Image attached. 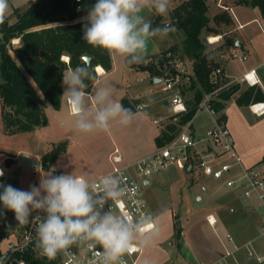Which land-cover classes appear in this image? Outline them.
<instances>
[{
    "label": "crops",
    "instance_id": "obj_1",
    "mask_svg": "<svg viewBox=\"0 0 264 264\" xmlns=\"http://www.w3.org/2000/svg\"><path fill=\"white\" fill-rule=\"evenodd\" d=\"M224 10L232 21L229 33L236 41L235 47L239 54L247 56V60L243 61L240 67L230 69L228 63L231 60L229 53L232 47H224L223 41L217 55L212 57L218 67L224 69L229 80H236L230 87H238V92L224 102L225 122L232 135L236 151L243 159L244 168L258 170L259 167L262 169L259 172L264 178V116L257 117L249 110L251 104L264 102V18L258 8L238 4L237 2L228 8L224 7ZM253 24L258 25V30L246 31ZM169 48L161 49L157 42L150 39L145 60ZM111 58V71H106L102 66L94 68L97 80L112 84L117 90L115 98L120 100L124 107L132 109L133 112L146 113V115H138L127 126L120 124L118 121H113L107 131L81 134L74 130L73 117L69 114L64 100H61V107L58 110H55L51 105L47 106V126L31 132L9 135L5 132L2 120L0 98V138L5 144L4 150L8 153L6 160H0V168L4 170L2 179L5 176L19 174V189L27 191L30 185L39 186L41 176H46L51 171L43 169V158L54 150L61 148V152L51 165V169L53 167L56 169L54 175L75 172L78 175H84L89 180H95L112 171L110 159L115 150L120 152L123 164H130L153 154L169 143L162 146L158 143L161 132L171 123V117L173 116L170 95L162 90L160 76L156 71L141 70L128 65L122 57L111 55ZM231 61L236 62L235 60ZM99 67L103 70L102 75L98 70ZM253 70L259 84L250 86L239 81L244 74ZM97 80H95L90 90L97 86ZM251 88L258 92L259 100L254 101L253 96L249 99V104L246 103L248 99H242L239 102L240 95ZM64 91L65 86L62 83V96ZM186 100L189 102L191 99L186 98ZM139 106L143 108L140 110L138 109ZM196 115L193 118L191 135L194 139H201L207 130L213 126V122L208 117V121L211 122L212 126L201 132L200 127L198 128L195 125ZM183 127H181V130ZM199 150L208 156L212 153V149L201 144ZM23 155L30 157L37 166L34 168L21 166L19 158ZM226 160L228 159L225 157L218 159V161ZM6 161H10L11 164H7ZM192 174L191 171L187 175ZM205 182L209 184V182ZM14 187L17 188V182ZM248 204L257 211L261 209L259 204L252 205L249 201ZM149 206L155 215L150 203ZM155 218L156 235L150 244L140 246L143 252L139 264H173L167 246L174 249L179 264L187 263L191 260V257H195L188 243L182 244L180 250L177 249L174 243L177 220H175L174 213L171 210L159 213L157 216L155 215Z\"/></svg>",
    "mask_w": 264,
    "mask_h": 264
},
{
    "label": "clouds",
    "instance_id": "obj_2",
    "mask_svg": "<svg viewBox=\"0 0 264 264\" xmlns=\"http://www.w3.org/2000/svg\"><path fill=\"white\" fill-rule=\"evenodd\" d=\"M170 0H96L83 21V41L109 55L124 58L126 64H141L154 37L164 38L174 28L166 21L154 25L145 12L160 17L169 14ZM9 0H0V24L7 18ZM65 91L62 100L73 117L74 130L81 134L107 131L113 121L130 125L138 115L115 98L116 88L97 80L89 58L62 74ZM97 80L89 90L88 81ZM55 167L41 176L39 186L21 190L0 184V203L15 214L20 225H35V249L48 260L59 253L69 254L75 244H86L99 264H126L123 257L134 246L152 242L156 235V218L139 215L135 220L113 212L109 201L119 202L127 187L119 173H108L89 180L75 172L54 175ZM4 170L0 168V177ZM37 213L35 216L32 213ZM143 238L141 239V235ZM0 264H4L0 260Z\"/></svg>",
    "mask_w": 264,
    "mask_h": 264
},
{
    "label": "trees",
    "instance_id": "obj_3",
    "mask_svg": "<svg viewBox=\"0 0 264 264\" xmlns=\"http://www.w3.org/2000/svg\"><path fill=\"white\" fill-rule=\"evenodd\" d=\"M89 0L84 12L94 4ZM244 4L258 8L264 18V0H238ZM207 0H187L176 7L172 20L177 30L184 34L180 47L174 46L171 51L182 61H190L193 73L188 75V86L183 83V93H192V99L187 102L188 112L184 115L172 116L171 123L161 132L158 143L162 146L175 139L186 125L196 115L204 96L214 87L210 76L218 64L210 57L208 45L202 40L211 29V18L208 15ZM15 21L11 23L6 18L0 24V98L2 103V120L5 132L9 135L31 132L47 126L46 108L51 105L55 110L61 107L63 72L82 64L83 57L91 58V67L102 66L106 71L112 70V58L105 50L93 48L83 41V22L76 21L78 15L71 0H36L29 1L25 9H15ZM213 21L217 25L230 27L231 19L226 12L216 14ZM220 35V34H218ZM19 39V44L12 47V41ZM236 41L230 37L224 41V47H235ZM11 51V52H10ZM69 58V63L63 61ZM155 57V56H153ZM141 70L154 72L155 69L142 64H133ZM95 73V72H94ZM95 80L88 81L89 90ZM238 92V87H229L218 95L215 109L219 118L225 121L223 113L225 105L232 95ZM254 96L258 99L255 89L246 90L238 101ZM175 120V121H174ZM61 148L54 150L43 158V169L51 170V165ZM11 164L10 161H6ZM181 229L175 224V238L180 239ZM0 228V243L8 238ZM180 250L182 243L176 244Z\"/></svg>",
    "mask_w": 264,
    "mask_h": 264
},
{
    "label": "built area",
    "instance_id": "obj_4",
    "mask_svg": "<svg viewBox=\"0 0 264 264\" xmlns=\"http://www.w3.org/2000/svg\"><path fill=\"white\" fill-rule=\"evenodd\" d=\"M71 3L78 15L76 21H82L81 18L86 16L84 10L89 4V0H71ZM18 44L19 39L13 40L11 45L16 47ZM229 54L231 60L241 62L247 60V56L239 54L236 47H232ZM62 59L69 63V58L63 57ZM144 65H154L160 70V85L162 90L170 95L172 115L186 114L188 108L183 93V83L188 79V69L182 60L171 51H164L154 58L146 59ZM210 80L214 89L204 96L197 113L205 111L213 122V126L201 139H194L191 135L192 119L183 127L177 138L153 154L130 164H123L120 152L115 150L110 159L112 163L110 173L121 174L128 190L121 201L115 203L109 201V205L105 206L106 209L110 206L113 212L131 220H135L143 214L152 215L155 218L147 199L140 191L139 182L141 181L143 186H148L151 177L166 172L172 167L186 171L189 165L192 166V172L198 176L221 182L226 188L239 191L243 198L252 205L259 204L264 207V178L258 170L244 168L243 159L236 151L226 122L219 118L220 113L215 109L218 95L228 89L236 80H229L221 67L212 70ZM239 81L250 86L259 84L254 70L244 74ZM142 108V106L138 107L140 110ZM249 110L257 117L264 116V102L251 104ZM200 144L212 149V153L209 156L204 154L199 150ZM221 157L228 160L218 161ZM2 178L0 177V179ZM36 214L32 213L33 216ZM207 221L212 228H215L218 222L214 215L208 216ZM16 223L18 228L15 230V234H10L0 243V260H3L4 264H99L100 257L94 255L93 251L86 247V244H75L71 247L69 254L59 253L54 260H48L35 249V225L32 223L20 225L17 221ZM8 227H10L9 224ZM262 229L264 232V218L262 219ZM12 236L13 239L10 240ZM6 241L8 243L4 247ZM223 244L224 255L211 264H230L231 260L236 261V254L242 249H246V257H255L258 263L264 261V255L257 254L250 244L243 247L237 246L230 234L225 236ZM142 252V248L137 244L123 259L126 264H139Z\"/></svg>",
    "mask_w": 264,
    "mask_h": 264
},
{
    "label": "rangeland",
    "instance_id": "obj_5",
    "mask_svg": "<svg viewBox=\"0 0 264 264\" xmlns=\"http://www.w3.org/2000/svg\"><path fill=\"white\" fill-rule=\"evenodd\" d=\"M183 1L185 0H170L169 14L166 17H160L152 10L145 12L146 18L150 19L154 25L166 21L174 28V31H171L164 38H152L159 44L161 49L172 48L174 46L180 47L181 42L184 40V34L175 28L172 20L174 9ZM207 1L209 4L208 15L211 18L210 27L217 31L214 33H204L202 40L208 45V52L212 58L217 55V51L222 47L223 41L232 36L229 33L230 27L217 25L213 21V18L216 14L225 12L224 7L228 8L238 2V0ZM28 3L29 0H9L7 18H10L11 23L15 21L14 10L25 9ZM255 30H258L257 24H253L246 31ZM212 37L219 38L218 42L211 43L210 39ZM235 61L232 62L230 60L228 63L230 69H237L241 66V61ZM182 63L187 67L188 75H191L193 67L190 61L183 60ZM141 64L146 66L144 63ZM148 67L155 69L158 76H161V72L156 66L148 65ZM184 83L187 86L189 85L187 79ZM192 96V93L186 94L187 99H192ZM196 118L195 125L198 128L200 127L201 132L212 126L211 122L208 121V115L205 111L198 112ZM4 148L5 144L0 138V160L8 158V153ZM257 169L258 171H262L259 167ZM195 175L196 177H194ZM3 180L13 187L17 182V188L19 189V174L5 176L4 179H0V182ZM149 181L151 184L148 186H143L142 182H139L140 191L152 205L156 216L168 210L174 213L177 225L181 229V232H183L179 240L175 238L174 243L175 245L177 242L182 244L188 243L189 248L195 256L191 257V260L187 264H211L218 261L224 255L223 243L227 234H230L234 238L237 246L243 247L246 244H250L257 254L264 255V232L262 229L264 207H261L257 211L253 206L248 204V201L243 198L239 191L228 189L221 182L200 177L195 172L192 175H187L185 171L178 170L175 167L151 177ZM205 181L209 182V184ZM0 192L2 191L0 190ZM210 215H214L218 221L215 228H212L208 224L207 217ZM0 228L7 234H15V230L18 228L14 219V213L5 209L2 203H0ZM12 239L13 236L10 240ZM7 243V241L4 243V247ZM167 249L172 259L171 263L179 264L180 262L176 260L174 249L170 246H167ZM230 264H264V261L258 263L255 257H246V249H242L236 254V261L231 260Z\"/></svg>",
    "mask_w": 264,
    "mask_h": 264
},
{
    "label": "water",
    "instance_id": "obj_6",
    "mask_svg": "<svg viewBox=\"0 0 264 264\" xmlns=\"http://www.w3.org/2000/svg\"><path fill=\"white\" fill-rule=\"evenodd\" d=\"M237 46H238V45H237ZM85 58H89V60H90V66H91V58L85 56V57H83V61H84ZM19 164H20L21 166H23V167H27V168H34V167L37 166V164H36V163H35L30 157H28V156H26V155H23V156H21V157L19 158ZM191 171H192V166L189 165V166L187 167L186 173H187V174H190ZM0 184L8 185L7 182H6L5 180L1 181ZM0 190L3 191L2 188H0Z\"/></svg>",
    "mask_w": 264,
    "mask_h": 264
},
{
    "label": "bare ground",
    "instance_id": "obj_7",
    "mask_svg": "<svg viewBox=\"0 0 264 264\" xmlns=\"http://www.w3.org/2000/svg\"><path fill=\"white\" fill-rule=\"evenodd\" d=\"M218 40H219V38H213V37L210 39L211 43L218 42ZM98 70H99V72H100L101 75H102V74H103V70H102L100 67H99Z\"/></svg>",
    "mask_w": 264,
    "mask_h": 264
}]
</instances>
